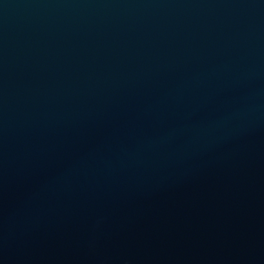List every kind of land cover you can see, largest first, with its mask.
I'll list each match as a JSON object with an SVG mask.
<instances>
[{"label":"water","instance_id":"95a60500","mask_svg":"<svg viewBox=\"0 0 264 264\" xmlns=\"http://www.w3.org/2000/svg\"><path fill=\"white\" fill-rule=\"evenodd\" d=\"M0 264H264V0H0Z\"/></svg>","mask_w":264,"mask_h":264}]
</instances>
